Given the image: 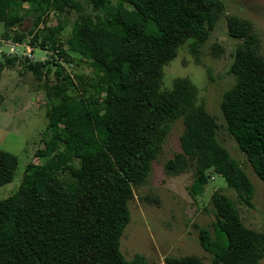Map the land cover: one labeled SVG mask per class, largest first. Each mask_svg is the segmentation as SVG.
<instances>
[{
  "label": "trees",
  "instance_id": "trees-1",
  "mask_svg": "<svg viewBox=\"0 0 264 264\" xmlns=\"http://www.w3.org/2000/svg\"><path fill=\"white\" fill-rule=\"evenodd\" d=\"M86 1L92 13L78 0H0L2 40L52 50L53 61L25 55L26 68L40 76L55 64L57 79L63 81L46 84L54 99L46 113L41 157L46 161L28 164L19 189L0 200V264H152L141 254L127 259L121 237L131 220L134 189L149 178L178 119L185 126L183 152L167 162V172L177 174L193 165V195L204 192L212 169L245 203L254 196L248 174L218 141L215 120L196 104V85L177 78L172 88H162L165 66L186 42L197 51L208 39L223 1ZM74 11L78 17L66 48L59 37L70 20L59 17L51 24L50 15ZM28 13L34 22L25 31ZM228 30L242 42L231 66L236 81L222 108L230 134L264 181L261 41L252 25L237 16L228 17ZM7 53L4 67L19 58ZM57 56L70 65L86 64L95 83L77 74L80 95L70 94L79 85ZM18 165L16 154L0 149V186L14 179ZM212 203L216 235L202 228L199 238L215 263L258 264L264 259V236L244 225L235 201L215 192ZM167 263L207 264L196 257H170Z\"/></svg>",
  "mask_w": 264,
  "mask_h": 264
},
{
  "label": "rangeland",
  "instance_id": "rangeland-1",
  "mask_svg": "<svg viewBox=\"0 0 264 264\" xmlns=\"http://www.w3.org/2000/svg\"><path fill=\"white\" fill-rule=\"evenodd\" d=\"M78 1L87 12H93L86 0ZM222 1L224 10L219 13L215 29L197 51L191 50L190 42L179 48L176 57L164 68L162 88H172L177 78H187L196 85V104L202 106L215 120L218 141L248 174L254 185V196L250 204L245 203L237 192L228 186L225 178L212 169L209 171V182L204 192L193 195V165L189 163L177 174L167 172V162L183 152L181 137L185 126L183 120L178 119L172 124L161 153L153 162L149 178L134 189V195L129 202L131 220L121 237L120 246L127 259L141 254L152 264H168L167 259L170 257H196L204 263L216 264L213 254L203 247L199 238L202 228H208L214 236L216 235V208L212 203L215 192L230 196L239 208L244 225L264 236V181L256 174L247 155L230 134L222 108L225 93L236 81L231 66L236 49L242 42L230 36L228 17L237 16L252 25L261 41L259 54L264 58V0ZM66 16L71 25L59 38L67 48L65 42L70 36L71 26L78 13H51L50 21L51 24H57L59 17ZM33 22V16L28 13L22 28L25 31L31 30ZM4 30V24L0 23V149L16 154L19 157V165L14 179L0 186V200L19 189L28 164L46 161L41 159L45 153L43 138L48 123L46 113L54 104V99L48 95L46 84L63 82L57 79L55 64L50 65V71L47 70L48 67L44 68L40 76L27 69L24 56L28 55V41L15 46L12 41L2 40ZM13 50L19 55L18 60L13 65L4 67L7 56L3 53L12 54ZM52 53V50L36 48L32 51L33 57L29 58L53 61ZM58 59L66 67L67 73L71 74L75 84L79 85L76 91L69 90L73 96L77 97L81 92V82L77 74L86 75L90 83H95L93 70L86 64L75 66L64 62L62 58ZM95 91L90 88V92ZM118 96L120 102L125 101L121 92ZM60 101L61 98H55V102ZM258 264H264V259Z\"/></svg>",
  "mask_w": 264,
  "mask_h": 264
},
{
  "label": "built area",
  "instance_id": "built-area-1",
  "mask_svg": "<svg viewBox=\"0 0 264 264\" xmlns=\"http://www.w3.org/2000/svg\"><path fill=\"white\" fill-rule=\"evenodd\" d=\"M14 45H15V46H20V45H22V44L14 43ZM28 47H29V46H28ZM12 48H13V47H12ZM14 49L16 50L15 47H14ZM33 49H34V48L30 46V47L28 48V52H27V53H28V56L31 57V58L33 57V54H32ZM15 50H13V51H14L13 53H16Z\"/></svg>",
  "mask_w": 264,
  "mask_h": 264
}]
</instances>
